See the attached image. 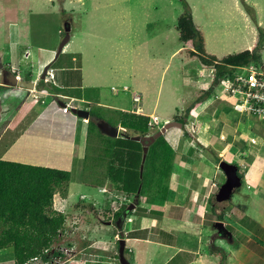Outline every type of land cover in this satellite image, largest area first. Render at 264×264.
<instances>
[{"label":"crops","instance_id":"obj_1","mask_svg":"<svg viewBox=\"0 0 264 264\" xmlns=\"http://www.w3.org/2000/svg\"><path fill=\"white\" fill-rule=\"evenodd\" d=\"M4 24L5 27H3L1 35L5 41L3 47L0 48V70L5 65L11 68L12 73H17H13L15 76L25 80L24 76L16 69L20 68L22 61L24 62L22 57L29 55L33 46L26 47L24 54L21 55L20 45L26 43V34L18 29V24L15 22L10 21ZM158 24L161 25L160 31H153L151 27L143 23L146 33L150 37L148 39L151 43L150 51H148L149 56L157 59L164 52L163 49H168V43L176 36L178 37L176 24H166L163 20L157 21ZM174 33L176 34L174 35ZM202 35L204 34L202 33ZM182 43L183 46L169 50V57L161 66L163 67L162 73L170 70L168 83L164 85L165 96L161 92V83L157 87H152L150 82L144 79L143 81L139 80L138 85L132 87L130 103L127 104V101L122 100L109 105V108L143 114L148 118L151 115H156L158 122L155 125L158 130L167 122L174 120L175 115L181 116L182 122H184L181 127L170 126L161 133L172 149L166 191H153L152 188H146L139 201V218L134 219L130 215L131 212L128 214L131 220L125 222L124 226L122 224L125 228V236L120 239L125 240V246L127 242H132L135 245L133 255H135L136 263L132 262L131 264H219L220 256L218 252H215L218 250L217 248H221L227 253L223 264H264V119L244 113L235 97L224 94L218 82L211 81L205 70V65H201L195 58L189 56L188 50L192 48V43L190 41ZM64 48L65 46L62 52ZM205 51L209 53L207 49ZM75 53L77 52L69 53L72 54V61H76ZM258 54L260 55V50ZM36 55H38V60L30 61L28 65L30 70L25 71L24 75H30L32 78L40 77L45 65H48V69H51L53 74V78L44 80L42 89L38 90L40 94L52 95L57 103L59 100L65 102L63 99L67 98L68 101L65 103L77 108L80 104L85 105L80 107L84 109L93 103L101 106V103L95 98L93 101L83 95L60 91L67 88L78 90L87 88L82 64L67 68L51 67L58 57H54L55 47L52 45L51 47H39L36 50ZM5 57H8V60ZM171 60L172 63H170ZM50 63L51 65H49ZM261 66L263 67L262 63ZM78 71L79 73H77ZM1 73L2 71H0V88L11 89L12 93H21L22 99L17 112L10 113L9 122L0 135V141L8 133L11 135L7 145L0 148V159L35 164V160L42 158L41 161L48 162L51 157H55L53 154L60 155L58 151L52 152L50 149L54 128H50L47 134L44 132L43 136L40 131L28 136L32 138V141L26 139L21 142L25 130H30L35 123L34 120L39 114H42L43 110H40L37 115L29 117L34 108L32 105H25L35 89L29 91L18 86L7 85L4 83ZM46 83H51L55 88L48 87L47 91L44 88ZM112 87L111 90L114 92L119 91L118 88L112 89ZM123 88H121L123 91L128 90V88L126 90ZM205 91L208 93L204 95L203 99L194 104L196 98ZM170 106L171 111H169ZM188 107L190 110L186 111ZM163 108L168 111L161 123L162 117L157 113L163 114ZM20 111H24L25 115L20 122L17 120L18 122L14 124ZM69 111L58 104L54 113L61 112L62 114L61 118H58L57 124L61 129L65 128L68 122L72 124V136L74 140H78L79 144L76 160L85 162L90 158V153L87 150L88 143L90 144L93 139L96 142L98 134L94 130L88 132L87 119L80 118L74 113L71 117L67 116L65 113ZM46 136L47 138H45ZM251 138L254 139V142L250 141ZM56 159L58 157L53 160ZM222 160L236 165L240 161L239 164H243L245 171L242 174L241 183L242 180L246 182L247 191H238L235 200L231 196L229 200L218 202L215 199V194L225 181H222L225 175L218 166ZM43 166H47V164L44 163ZM107 180L109 178L105 175L100 183L104 182L109 191L119 192L117 188H114V185L110 189L107 186ZM100 183L95 185L96 188L101 186ZM249 209L259 211V215L252 216ZM232 214L236 219L228 224L236 228L240 236L234 238L231 230H229L232 233L231 237L228 235L219 236L217 232L213 233L214 222L223 221L224 217L231 218ZM101 223L103 226L109 224ZM224 225L226 224L224 223ZM88 233L89 231L85 229V239H87ZM86 241V245L89 247L97 242L93 239ZM79 253L81 254L79 259L71 264L98 263V256L95 253H88L84 247L82 251L79 250ZM88 254H91L90 257ZM139 255H141L140 259ZM0 264H14L8 248L0 249Z\"/></svg>","mask_w":264,"mask_h":264},{"label":"rangeland","instance_id":"obj_2","mask_svg":"<svg viewBox=\"0 0 264 264\" xmlns=\"http://www.w3.org/2000/svg\"><path fill=\"white\" fill-rule=\"evenodd\" d=\"M185 1L191 9L194 23L204 34L205 49L214 56L221 58L230 53L252 48L257 44V24L259 23L258 25L264 27V0H245L244 2L243 0ZM245 3L254 8L257 22L246 11ZM181 12V0H0V48L3 47L5 41L1 35L3 27H5L4 23L10 21L17 23L18 29H21L23 34L27 36L26 43L20 45L21 55L30 45L33 46V49L26 57L21 56L24 58V62L22 61L20 68H17L16 71L20 72L24 79L29 77L37 84L39 77L32 78L30 75H24L25 71L30 70L28 65L31 60H38L36 50L39 47H51L52 45L56 52L64 36L62 35L64 23L68 21L70 39L65 44L64 51L58 55L51 67L62 66L67 68L82 64L87 88L83 90L67 88L60 91L83 95L93 101L95 98L101 103V106L93 103L87 105L88 108L86 109H90L94 114L99 115L102 120L116 124L120 119V113L109 108V105L122 100L127 101V104L130 103L131 89L138 85L139 80L146 79L152 87H157L161 83L162 95H166L164 85L168 83L170 70L162 73L163 67L161 66L167 61L170 49L184 44L176 36L171 41L172 43H168V49H163L164 52L158 59L156 57L150 58V53H148L150 51L149 46H151L148 40L150 37L146 33L143 23L151 27L153 31H157L161 26L160 24L157 25V21L163 20L166 24H176V18ZM70 52H77L74 54L77 57L76 61L71 60L72 54H69ZM5 58L8 60V57ZM260 59L264 67V46L260 50ZM1 69V76L3 77L5 72H11V68L5 65ZM111 86L118 88L119 91L114 92L111 90ZM124 86L128 88L127 91L121 89ZM48 87L55 88L51 83H46L44 88L47 91ZM10 90L0 88V121L2 120L0 125L6 119L9 122L10 113L17 112L22 99L21 93H12ZM38 90L36 85L34 91L29 90L32 93L25 106L32 105L34 108L29 117L37 115L40 110L43 112L34 120L35 123L30 130H25L21 142L26 139L32 141V138L28 136L39 131L43 136L44 132L47 134L50 128H54V137L51 138L50 142L52 145L50 146L49 143V146L52 152H59L60 155L53 154L58 159L53 160L55 157H51L48 162H45L41 161V158L35 160V164L43 165L46 163L49 167L67 169L71 174L64 191H57L53 196V206L64 209V213H66V222L63 231L60 233L58 243L74 244L76 247L75 254L72 256L73 260L69 262L61 260L60 264L76 262L81 255L79 250L82 251L83 247L88 253H95L98 256L97 264H119V239L125 236L123 226L127 222L125 219L129 216L127 215L124 222L120 224L123 226L119 229L114 218L115 214L122 208L125 207L126 209L131 203L136 204L134 196H127L120 190H118L119 192L109 191L104 184L105 180L103 184L100 183L103 177L107 175L106 165L108 161V157L102 151L103 137L98 136L96 142L93 139L90 144L88 143L87 150L90 153L88 160L85 162L76 160L79 144L78 140H74L72 136V124L68 122L66 127L61 129L57 121L58 118H61L62 113H54L58 107L57 101L52 95L40 94ZM63 100L68 101L67 98ZM84 106V104H80L79 108ZM166 111L168 110L163 108V114L157 113L162 117L161 123L167 115ZM169 111H171V106ZM65 114L69 117L73 116L70 111ZM24 115V111H20L14 124L20 122ZM93 119L99 121V119ZM117 127H119L117 137H121V134L124 133H132L129 129H123L119 125ZM152 133L154 130H151L150 134ZM10 136L8 133L0 141V148L7 145ZM146 162L144 160L142 169L146 167ZM238 162L240 163V161ZM239 163L237 165L238 170L243 174L245 168L243 164L240 165ZM224 180L223 177L222 181ZM107 181V186L110 189L113 188L115 183L111 180L110 183L109 180ZM99 183L103 187L97 186L96 188L95 185ZM160 187L163 190V186ZM114 188L116 189L115 185ZM157 189V187L152 188L153 191H157ZM238 191H247L244 180H242L241 186L235 188L231 193L233 200H235ZM105 192L107 193L105 194ZM140 200L141 197L138 201ZM139 204L135 205L136 211L130 213L134 219H138L140 216ZM248 211L251 212L252 216L254 214L259 215V211L252 209ZM223 219L227 225H225L227 230H231L233 233L230 234L234 238L239 237L237 229L228 224L236 219L235 215L232 214L231 218L224 217ZM101 222L111 223V225L103 226ZM85 229L89 231L87 239L84 237ZM214 232L216 234L215 229ZM91 239L97 242L89 247L86 245V240ZM8 249L12 256V249ZM124 250V256L131 263H136L134 261L135 255H133L135 245L132 242H127ZM90 255L88 254V257ZM138 258L140 259L141 255ZM88 264L90 263L88 262Z\"/></svg>","mask_w":264,"mask_h":264},{"label":"trees","instance_id":"obj_3","mask_svg":"<svg viewBox=\"0 0 264 264\" xmlns=\"http://www.w3.org/2000/svg\"><path fill=\"white\" fill-rule=\"evenodd\" d=\"M181 3L182 12L176 19L178 40L192 43V48L188 50L190 57L195 58L201 65L215 67V81L229 72L233 66L251 63L261 65L258 52L264 46V27L257 25L258 42L254 48L243 49L217 58L205 51L204 37L193 21L190 7L185 0H181ZM244 6L253 20H256L254 9L246 3ZM25 80H30V78H25ZM43 85L44 79H39L36 87L41 90ZM206 93L208 91L200 94L194 104L202 100ZM113 110L120 113V119L116 124H110L129 129L132 131L131 134L124 133L121 134V137L105 135L93 119L102 118L90 109L88 132L94 130L99 137L104 138L102 151L108 157L107 177L115 183L114 185L118 190L127 196H134L137 206L138 199L146 188L157 187L158 191H166L167 180L170 175L169 160L172 149L162 135L158 136L148 146L145 157L146 167L140 172L142 145L129 137L148 135L151 130L156 132L158 127L149 126V118L143 114ZM189 110L190 107L186 109V111ZM173 119L184 125L181 116L175 115ZM7 124V119L2 122L0 133ZM103 158L106 160L104 156ZM238 174L242 178L239 170ZM70 176V171L67 169L0 159V249H12L14 264H22L40 254L44 260L47 259V254L43 253L44 249L50 247L58 239L66 222V213L54 208L53 196L57 191H64ZM124 210L125 207L115 214L114 219L118 228L122 223L120 215ZM217 249L215 252H218L220 256L219 264H223L227 253L221 248Z\"/></svg>","mask_w":264,"mask_h":264},{"label":"built area","instance_id":"obj_4","mask_svg":"<svg viewBox=\"0 0 264 264\" xmlns=\"http://www.w3.org/2000/svg\"><path fill=\"white\" fill-rule=\"evenodd\" d=\"M205 70L208 72L211 81H214L216 73L215 67L205 66ZM51 78H53L52 70L48 69L44 80L46 81ZM217 82L224 94L235 97L244 113L264 119V69L261 65L251 63L248 65L233 66L229 72L219 77ZM123 89L126 90L127 87L124 86ZM157 122L158 117L151 115L148 120V125L153 126ZM250 141L254 142V139L251 138ZM54 208L59 211H64V209L55 205ZM125 220L130 221L131 218L127 217ZM58 241L56 239L50 247L44 249L43 253L47 254V259L44 260L40 254L22 264H60L61 260H64V262L70 261L75 254V245L58 243Z\"/></svg>","mask_w":264,"mask_h":264},{"label":"water","instance_id":"obj_5","mask_svg":"<svg viewBox=\"0 0 264 264\" xmlns=\"http://www.w3.org/2000/svg\"><path fill=\"white\" fill-rule=\"evenodd\" d=\"M64 36L59 43L57 50L55 52V58L62 52L63 47L65 44L69 41L70 38V24L68 21L64 23ZM48 69V65H45L41 75L40 79H43L45 77L46 71ZM4 83L7 85L11 86H18L27 90H34L36 82L34 80H22L15 76L12 72H6L4 74ZM58 104L61 107L69 109L72 113L76 114L80 118L84 119H89L90 117V112L88 109H83V108H77V107H72L68 106L65 102L58 101ZM96 124L100 131L104 133L107 136L110 137H117L119 134V127L114 126L110 123H108L105 120L99 119V121H96ZM182 126V123L176 120H171L167 122L164 126H162L159 130L152 134L144 135V136H130L129 138L135 141H138L142 145V160H141V166L140 170H142V164L145 160L146 153H147V148L148 146L158 137L161 135V133L170 126ZM219 168L223 171L225 175V181L219 186L216 194H215V199L218 202H222L227 200L230 196L233 190L237 187L241 186V177L238 174V167L234 163L227 162L225 160H222L219 162ZM135 207V204H129L127 208L122 212L120 215V220L123 222L125 217L130 213L131 210H133ZM213 228L217 232L219 236H226L228 235L229 237L231 236L230 232L227 230L225 227L223 221H215L213 224ZM124 247H125V240L124 239H119V245H118V261L119 264H131L129 260L124 256Z\"/></svg>","mask_w":264,"mask_h":264},{"label":"clouds","instance_id":"obj_6","mask_svg":"<svg viewBox=\"0 0 264 264\" xmlns=\"http://www.w3.org/2000/svg\"><path fill=\"white\" fill-rule=\"evenodd\" d=\"M47 70H48V69H47ZM45 77H46V74H45ZM45 77H44V78H45ZM44 78H43V79H44Z\"/></svg>","mask_w":264,"mask_h":264}]
</instances>
